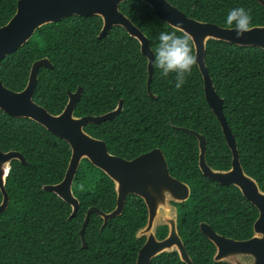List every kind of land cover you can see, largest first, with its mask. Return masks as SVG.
Listing matches in <instances>:
<instances>
[{
    "label": "trees",
    "instance_id": "1",
    "mask_svg": "<svg viewBox=\"0 0 264 264\" xmlns=\"http://www.w3.org/2000/svg\"><path fill=\"white\" fill-rule=\"evenodd\" d=\"M17 1L0 0V26L12 17ZM167 1L190 18L222 27H230L225 17L233 7L249 11L250 27L264 24V7L256 0ZM119 10L147 37L153 53L158 32L184 34L141 0H124ZM101 25L97 15H72L37 28L29 40L0 61L1 82L14 91L23 89L31 64L46 57L53 67H39L32 97L48 112L58 114L67 93L78 86L82 92L75 105L76 116L105 113L122 99V110L115 118L87 124L84 130L103 140L111 154L125 159L159 148L169 173L190 188L184 202L173 204L178 233L193 264H230L213 260L215 247L199 223L206 222L223 236L247 239L258 211L237 187L202 175L197 140L180 129L205 136V159L210 167H230L231 152L204 97L197 64L180 89L174 87L172 74L162 77L153 65L151 96L146 88L147 60L139 42L120 26H112L98 38ZM191 47L194 53L192 42ZM204 61L216 93L223 98L222 111L234 134L242 168L264 192V50L209 39ZM0 150H16L27 162L12 160L5 177L9 202L0 212V264H135L145 239L136 238V233L147 219L140 197L128 194L121 214L103 227L101 216L91 213L83 248L79 230L84 215L91 206L104 212L114 208L113 181L82 159L71 185L79 205L70 218V205L42 188L63 178L70 157L66 141L28 118L0 110ZM166 233V226L156 227L157 238ZM150 264L185 263L171 251L158 254Z\"/></svg>",
    "mask_w": 264,
    "mask_h": 264
},
{
    "label": "water",
    "instance_id": "2",
    "mask_svg": "<svg viewBox=\"0 0 264 264\" xmlns=\"http://www.w3.org/2000/svg\"><path fill=\"white\" fill-rule=\"evenodd\" d=\"M124 0H18L12 17L0 26V61L8 54L20 48L35 30L45 24L61 20L72 15L101 18L102 25L98 38L104 37L112 26L122 27L140 45V52L147 60L146 88L153 75V51L147 37L131 20L119 10ZM148 4L153 12L171 27L191 38L196 64L202 76L203 92L207 104L221 127L226 144L231 152L230 167L225 170L213 169L205 159L206 138L203 134L186 128H180L195 136L198 146V168L202 175L221 185H233L254 205L258 215L253 223L252 235L247 239H234L215 232L206 222L199 223V229L214 245L215 262L230 264H264V192L256 180L246 174L239 160L237 144L223 114V98L215 91L212 79L204 61L205 44L209 39L225 41L240 46H255L264 50V24L249 28L239 39L233 27H222L215 23L199 21L186 16L167 0H141ZM264 7V0H256ZM52 68L48 58L35 60L29 70L23 89L14 91L0 80V110L12 117L28 118L66 141L70 146V157L63 178L55 184L43 185V189L55 193L71 207L72 218L78 209L79 201L72 193L71 185L82 159L104 172L114 183L116 203L109 212L95 206L87 209L79 230L82 247H86L84 229L91 213L102 218L103 227L107 221L121 214L128 194L140 197L147 209L146 224L136 236H145L139 248L135 264H150L160 253L176 251L185 264H193L187 254L177 229L176 207L170 202H184L190 194L189 185L171 176L166 159L159 148H153L134 158L125 159L111 154L103 140L88 134L87 124L99 123L115 118L122 110L123 100L116 106L99 115H74V109L81 96V88L67 93V101L58 114L48 112L33 100L39 67ZM151 95V94H150ZM152 96V95H151ZM19 160L27 164L23 155L16 150H0V212L8 205L9 197L5 188V177L9 163ZM175 211V214L171 213ZM168 227L167 235L158 239L154 233L155 221Z\"/></svg>",
    "mask_w": 264,
    "mask_h": 264
},
{
    "label": "clouds",
    "instance_id": "3",
    "mask_svg": "<svg viewBox=\"0 0 264 264\" xmlns=\"http://www.w3.org/2000/svg\"><path fill=\"white\" fill-rule=\"evenodd\" d=\"M251 16L244 7H233L228 10L225 23L235 29L237 39L250 28ZM157 47L153 53L152 64L160 70L162 77L173 75L174 87L180 89L190 76L196 58L191 47V38L175 31H160L156 37Z\"/></svg>",
    "mask_w": 264,
    "mask_h": 264
},
{
    "label": "flooded vegetation",
    "instance_id": "4",
    "mask_svg": "<svg viewBox=\"0 0 264 264\" xmlns=\"http://www.w3.org/2000/svg\"><path fill=\"white\" fill-rule=\"evenodd\" d=\"M171 176H172V175H171ZM170 203L173 204V203H175V202H170ZM173 205H174V204H173ZM146 220H147V219H146ZM159 225H162V224L160 223V224H157L156 226H154V233H155V236H156V227L159 226ZM164 226H166V225H164ZM166 227H167V226H166ZM167 232H168V227H167ZM166 235H167V233H166ZM166 235H165V236H166ZM165 236H164V237H165ZM140 237H145V236H139V237L136 236V238H140ZM164 237H163V238H164ZM145 238H146V237H145ZM156 238H157V236H156ZM158 239H160V238H158ZM161 239H162V238H161ZM144 241H145V239H144Z\"/></svg>",
    "mask_w": 264,
    "mask_h": 264
},
{
    "label": "rangeland",
    "instance_id": "5",
    "mask_svg": "<svg viewBox=\"0 0 264 264\" xmlns=\"http://www.w3.org/2000/svg\"><path fill=\"white\" fill-rule=\"evenodd\" d=\"M171 214H172V215H174V214H175V211H174V212H172ZM157 224H160V220H159V219H157V220L155 221V224H154V226H156Z\"/></svg>",
    "mask_w": 264,
    "mask_h": 264
}]
</instances>
